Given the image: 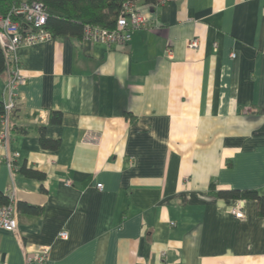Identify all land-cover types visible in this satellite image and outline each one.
I'll use <instances>...</instances> for the list:
<instances>
[{"label": "crops", "instance_id": "crops-1", "mask_svg": "<svg viewBox=\"0 0 264 264\" xmlns=\"http://www.w3.org/2000/svg\"><path fill=\"white\" fill-rule=\"evenodd\" d=\"M136 5L149 22L127 46L59 36L19 50L27 81L0 140L19 228L0 231V264L42 246L47 264H264L260 203L210 190L264 196V0Z\"/></svg>", "mask_w": 264, "mask_h": 264}, {"label": "built area", "instance_id": "built-area-1", "mask_svg": "<svg viewBox=\"0 0 264 264\" xmlns=\"http://www.w3.org/2000/svg\"><path fill=\"white\" fill-rule=\"evenodd\" d=\"M171 1V0H169ZM179 1V0H172ZM48 12L41 2H22L14 6L7 14H0V45L4 51L9 66V80L5 88L4 112L0 116V140L8 147L13 140L11 132V118L16 108V90L24 85L27 79L21 73V59L19 50L24 47H32L47 41L53 36L46 29ZM149 18L140 11L135 2L127 1L123 4L120 16L114 29H107L97 25L86 24L83 31V39L86 41L101 43L111 46H127L131 41L132 32L144 29L148 26ZM189 48L197 49V39L188 44ZM168 57H173L171 51ZM235 57V54H232ZM20 154L14 153L12 158H18ZM13 160V159H12ZM11 160V161H12ZM10 166H12L10 162ZM71 185V181H67ZM102 184L98 188L102 189ZM9 203L0 206V231L16 233L19 228V211L17 198L14 192L8 194ZM244 204L238 201L231 208V214L243 220L245 218ZM59 238L67 240L68 231H61ZM50 247H39L33 253L27 252L25 264H47L50 259Z\"/></svg>", "mask_w": 264, "mask_h": 264}, {"label": "trees", "instance_id": "trees-1", "mask_svg": "<svg viewBox=\"0 0 264 264\" xmlns=\"http://www.w3.org/2000/svg\"><path fill=\"white\" fill-rule=\"evenodd\" d=\"M41 2L48 12L46 29L53 38L61 36H78L83 38L84 26L86 24L97 25L107 29L116 27L123 4L127 1L142 2L145 5L156 6L164 0H0V14H7L14 6L22 2ZM9 71L7 59L0 45V75ZM18 104L16 103L17 109ZM4 112V104L0 102V116ZM12 114V115H13ZM52 123H61L62 114L54 112L51 118ZM14 126L11 125V132ZM41 145L45 148H56L57 141L50 140L42 134ZM22 172L30 177L42 179L44 176L32 169L24 168ZM210 190L218 197L231 198L234 200H257L260 203L261 214L264 215V196H260L254 190H215V185ZM9 203L8 195L0 191V206ZM19 207V205H18ZM31 208V207H28ZM31 210H34L31 208Z\"/></svg>", "mask_w": 264, "mask_h": 264}]
</instances>
